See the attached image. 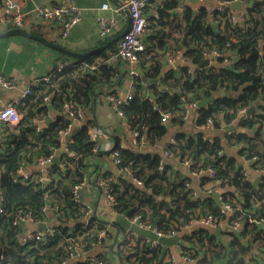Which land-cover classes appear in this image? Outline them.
<instances>
[{
    "label": "trees",
    "instance_id": "obj_1",
    "mask_svg": "<svg viewBox=\"0 0 264 264\" xmlns=\"http://www.w3.org/2000/svg\"><path fill=\"white\" fill-rule=\"evenodd\" d=\"M154 1L146 12L155 7L158 17L152 12L148 18L143 37L146 45L138 52L137 64L151 77L159 73L166 53L178 56L182 52L183 64L167 72L165 89L146 84L139 76L131 77L133 96L121 105V110L132 132L138 131L139 142L129 148L120 144L114 148L121 159L118 167L129 176L118 177L110 172L97 175L115 178L110 188L122 219L113 224L95 215L88 219L85 203L72 198L73 185L88 176L87 160L101 154L91 132L100 127L95 107L103 93L101 84L112 85L118 71L119 62H109V54L116 46L80 58L58 51L59 63L70 65L58 70V63L52 67L49 81H37L31 93L17 105L21 121L5 128V142L0 147V191L5 208L0 214V264H58L69 256L77 242L91 251L99 241L100 230H107L105 243L112 242L114 227L127 230L124 221L128 225L135 216L164 232L174 227L180 231L191 220L208 216L217 223L243 222L242 230H228L220 235L208 227H197L191 237H186L194 249L193 256L198 264H264V0H243L241 22L229 20L228 7L225 12L213 10L212 16L207 9L200 8L197 13L180 18L175 10L184 0H163L158 6ZM213 19L218 28L213 26ZM31 32L63 44L61 36L41 28H31ZM117 34L103 37L101 44ZM216 49L229 53V65L223 64L224 57L209 58ZM208 58L210 63L214 61L213 65L202 67L201 63ZM146 86L153 94L147 93ZM212 96L213 101L196 108L197 131H186L183 124L188 119V105ZM67 102L85 112L84 120L74 125L67 138L68 148L76 158L64 151L61 163L50 168L48 182L15 181L25 164H35L61 148L60 132L72 122L64 111ZM252 105L256 107L255 113L238 118L240 130L205 135L208 128L224 130V124L231 123L241 110ZM51 110L61 115L44 127L36 123ZM167 112L172 113L167 122L173 120L182 129L172 137L176 143L169 140L158 145L168 133L167 122L162 120ZM143 144L154 150H142ZM186 159L192 160L191 173L209 166L216 170V178L207 174L201 179L202 185L213 183L212 192L202 188L199 193L192 187L191 175L178 167ZM245 159L249 160L250 176ZM215 189L224 190L222 202L232 206L233 214L223 213L222 206L213 198ZM49 210L54 212L53 217ZM20 211L23 215L31 213L37 222L53 219L52 232L41 239L22 242L24 224L14 225ZM252 218L256 221L252 222ZM224 235L229 240H224ZM124 237L117 246L122 264H167L163 248L150 250L137 240L132 242L133 237L127 232ZM179 239L182 238L177 234L162 241L172 244ZM98 249L97 259L115 264L110 245L100 244ZM69 264L97 263L74 258Z\"/></svg>",
    "mask_w": 264,
    "mask_h": 264
},
{
    "label": "built area",
    "instance_id": "obj_2",
    "mask_svg": "<svg viewBox=\"0 0 264 264\" xmlns=\"http://www.w3.org/2000/svg\"><path fill=\"white\" fill-rule=\"evenodd\" d=\"M125 1V7L129 9L130 15H131V28L129 31L118 41L116 44V48L114 51L110 52L109 54V62L114 63L118 60H125L126 62L130 64H137L138 63V52L143 51L145 48V42L143 40V37L147 31V28L149 26V20L148 15L146 13V8L148 6H151L152 2L151 0H124ZM236 0H229V1H223L220 3L219 9L220 11L225 12L227 7L229 8L228 11V18L230 21H243L244 15L241 14L239 18L235 15L233 9L230 7L231 3ZM243 3V0H241ZM102 9H111L113 8L110 3L105 2L103 3ZM116 11H123V6H118L115 8ZM32 13L37 15L39 18L42 19L43 24H45L46 27L51 28L52 31L61 37H67L70 29L77 24L83 15V8L79 7L78 5L72 3V0H65L60 1L56 4L49 5V4H36L33 9L31 10ZM0 13H2V21L6 23L7 26H15L20 28H25L26 26V18L30 11H25L22 8V5L18 0H2L0 2ZM153 15L155 17H158L157 10L153 12ZM98 22L100 24V34L102 37H107L112 33L117 32L121 29L120 21L118 18H107L104 15L98 16ZM182 54L183 59V53H179V56ZM229 53H223L219 50H214L211 55H209V58H216V57H224L223 64L229 65L231 63V58L228 57ZM177 56H174L173 54L166 53V59L170 62V64L174 63ZM70 63H59L58 64V70L64 68L65 66H69ZM131 77L138 76L135 69L130 70ZM52 76V73H49L45 76H43L39 81H49ZM37 83L33 82L30 85L26 86L23 91L13 100L10 102L4 104L0 108V147L4 145L5 142V128L7 125H16L18 124L22 119L21 112L17 109L18 103H20L22 100H24L30 93L31 88ZM20 82L17 78L12 77L4 72L0 71V87L7 89V90H14L18 89L20 86ZM134 82L131 80V84L129 87V92L125 97H116L112 94L108 96L109 101L111 102L112 108L115 112L118 113L119 116L124 118V113L121 110V105L124 103H128V101L133 96V89H134ZM197 102H194L185 110V116L189 117L190 113L194 108L196 109ZM247 109V108H246ZM243 109L239 112L238 117L234 119L231 123L227 125H233L238 122V118L241 117L242 114L245 113V110ZM64 111L66 114V117L70 118L72 120L71 123L68 124L67 128L62 130L60 132V140L62 142V146H64V151H68L71 155V158H76V154L73 152H70L68 145H67V138L70 134L72 128L75 124H80L82 120L85 118V112L82 110V108H75V105L73 103L67 102L64 106ZM172 117V113L167 112L164 114L162 120L167 122L169 118ZM209 124L212 125V121H209ZM102 135V131L100 128L94 129L91 132L92 139L97 143V147H99L100 144V137ZM139 133L138 131H135L133 133V144L134 146L138 144L139 142ZM170 143H176L174 138L170 139ZM101 147V146H100ZM59 150L56 151V153ZM53 154L46 158H40L37 161V165L40 167V170L37 171H25L24 166L19 170L18 177L15 179V181L27 184L30 181L36 180L39 182H48L50 174V168H46V165L50 163L53 159V157L56 155ZM165 156H170V153L168 150L165 151ZM112 157L114 159L115 164L118 166L121 163V159L119 158V152L117 150H114L112 152ZM256 159V158H254ZM247 159H245V164H248ZM184 166L189 170H192V160L186 159L184 161ZM247 169V168H246ZM248 171V170H247ZM249 172V171H248ZM247 172V173H248ZM262 172H264L262 170ZM200 173H207L208 176L211 178H216V170L209 166L203 170H200L198 172ZM197 172H194L193 174L198 175ZM250 173H248V176ZM89 180V176H87L82 182H79L72 187V198L76 202H83L82 198V190L83 187L87 184ZM115 180L112 176H101V174L97 177H95V182L99 187H102L107 195L108 201L112 205H116V199L115 196L111 193V183ZM134 182L137 184H141V181L137 180L136 178H133ZM212 187H206V190L208 192H212L213 190L210 189ZM215 191H217L215 189ZM214 191V192H215ZM222 200V195H221ZM87 211L86 216L89 219L90 216L95 215L94 208L91 204L85 203ZM223 213H231L233 214V208L229 204L223 203ZM5 212L4 204L2 201L1 191H0V214ZM18 219L14 221V225H19L20 223L24 224L26 221L30 220L32 222H37L33 218L31 213H28L26 215H23L21 211L19 212ZM252 222L256 221L255 218L251 219ZM47 222V221H44ZM130 227L127 228L126 232L127 235L130 234L133 237L132 242H135L136 240L140 242V245H148V248L155 249V248H163L166 251L165 260L167 264H198V260L196 259L194 254V249L189 244V241L186 239V237H191L194 233L195 229L199 226L208 227L211 230L215 231L217 226L227 225L230 230H242L243 229V222H236L235 224H229V222H220L217 223L216 219H214L212 216L208 217H202L191 220L188 224L183 225L181 227V230L178 231L176 227L170 229L167 232L162 231L157 226L152 225L148 222H143L140 220L139 216H135L132 219L129 220ZM89 221H87V224ZM42 231V230H41ZM52 232V229H47L46 231L38 232L34 235H30L28 237H24L21 235V241L22 242H28L30 240L35 239H41L44 236H46L48 233ZM226 231H222L220 234L224 232L226 234ZM153 234V235H152ZM180 235L182 239H179L177 241H174L172 244H169L168 242H163L162 238H174L176 235ZM219 234V235H220ZM108 235L107 230L103 229L99 231V241L98 243L94 244V247L91 251H88L85 248V245L81 242H77L74 246L73 250L70 252L69 256L65 259H63L58 264H69L70 260L74 258H82V259H90L91 261L97 263V264H108L106 261H100L96 258V254L92 255L91 253L98 249L101 246H107L110 245L112 242L105 243L103 240ZM120 236V234H119ZM23 238V239H22ZM125 239V237L122 239V241ZM224 240H229V237L224 235ZM121 240H117V243L115 245V258L117 264H122L121 259L122 256H118L117 246L118 244L122 243ZM120 254V253H119ZM177 254V256L175 255ZM149 264V263H147Z\"/></svg>",
    "mask_w": 264,
    "mask_h": 264
},
{
    "label": "crops",
    "instance_id": "obj_3",
    "mask_svg": "<svg viewBox=\"0 0 264 264\" xmlns=\"http://www.w3.org/2000/svg\"><path fill=\"white\" fill-rule=\"evenodd\" d=\"M18 1L20 2L22 8L25 11H30L26 18L25 28L27 30L31 31V28H41L42 30L48 32V34L56 35L52 31V29L46 27L45 24H43L42 19L32 13L31 10L36 4L53 5L65 0ZM105 2L110 3L113 8L102 9L101 7ZM221 2L222 0H184L182 6L175 10V14L182 18L187 13H197L200 8H205L212 16L213 10L217 9ZM72 3L83 8L82 18L77 24H75L70 29V32L67 37L60 38V40H62L63 42L62 46L72 51L87 52L102 45L101 41L104 38L100 34V24L98 22L99 15H104L107 18H118L121 26V29L117 31L119 33L124 30V28H126V26L128 25V18L126 12L124 10L121 12L115 10V8L119 6V3L116 0H72ZM154 3L156 4V6H158L163 3V0H155ZM242 8L239 10H233L237 18L241 16ZM155 10V7H150V9H148V12H146L148 18L152 15V12H154ZM2 16V13H0V32H3L8 28L12 27L7 26L6 23L2 21ZM212 21L213 26L215 28H218V22L214 19ZM179 57V55L176 57L175 62L178 60ZM59 58L60 55L58 53V50H55L33 38H29L22 35H12L0 38V71L17 78L20 82V87L18 89L7 90L0 87V108L4 104L16 98L26 86L30 85L33 82L39 81L43 76L49 74L51 72L52 67L54 65H57L61 61L58 60ZM118 62V71L114 79V83L112 85L101 84V92L103 93L102 96L99 97L98 103L95 107V115L100 125L99 128L102 131V135L100 137V146L102 150L101 154L94 155L87 160L89 180L82 190L83 201L93 206L95 216H97L100 220L111 224H113V222L119 218L122 219V217L118 216L115 206L108 201L104 189L96 184L95 177L99 173L105 172H110L117 175L118 177L123 178L129 176L127 173H123L120 168L115 164L111 152L118 144H120L124 148L132 147L134 144L133 132L131 130L130 125L128 124L127 120H125V118L119 116L118 113L113 110L108 96L110 94L116 93L119 97H125L129 92V87L132 80L131 76L129 75V72L131 69H135L137 66H139L138 64H130L125 60H118ZM175 62L170 64L166 57L162 58L160 71L156 76H153L157 77L161 74V79L159 80V84H154L153 86H159L161 88V85H164V77L166 76L167 72L170 69H174L182 65L183 59L178 66H176ZM213 63L214 61L211 60L210 66L213 65ZM164 87L166 88L165 85ZM147 93L150 95L153 94L149 88L147 90ZM60 115L61 112L51 110V112L47 114V116H45L44 120H36V123H38L41 127H44L48 125L46 124V120L49 117H53L54 122L56 118ZM196 116L197 110L194 109L191 111L187 121H185V123L183 124V128L186 131L191 130V132H196L194 131V128H197L195 124ZM166 126L168 127V133L161 140V142H159L158 145H162L165 142L169 141L174 136L176 131L182 129L180 128V124H177L173 120L167 122ZM204 132L206 136L223 135L225 133L224 130L215 131L213 128L205 129ZM148 149L154 150V148H151L149 146L147 147V150ZM95 167L96 172L90 178L89 174L93 172ZM116 167L119 168V173L116 172ZM178 167H180L182 173H185L188 176L189 174L191 175L190 177L192 178V187L198 190L199 193L202 188L213 186L212 182L205 183L202 185L201 179L203 178V176H206L207 173H200L198 175H195L189 172V170L184 166V164ZM24 169L25 171H37L40 170V167L36 163H29L25 164ZM219 191L223 192L224 190ZM49 215L50 217H53L54 212L49 210ZM124 222L126 228H129L130 224L127 225L126 220ZM40 223L41 222H32L30 220L26 221L24 223V229L22 233L23 238L28 237L30 235H34L38 232H42L40 230ZM46 223L48 225V228L52 229L53 219L47 221ZM262 224L264 225V219L262 220ZM114 231L115 237L116 234L119 232L120 236L118 238L122 241L126 230H123L119 227H114ZM97 251H99V249H95L91 254L95 255ZM175 255L177 256V254ZM115 264H117V262H115Z\"/></svg>",
    "mask_w": 264,
    "mask_h": 264
},
{
    "label": "water",
    "instance_id": "obj_4",
    "mask_svg": "<svg viewBox=\"0 0 264 264\" xmlns=\"http://www.w3.org/2000/svg\"><path fill=\"white\" fill-rule=\"evenodd\" d=\"M116 1L119 3L120 6L124 7V11L126 12V15H127V18H128V25L119 34H117L113 38L109 39L105 44H103L101 46H98V47H96V48H94L92 50H89L87 52L72 51V50H70L68 48L63 47L60 44H57V43L51 41L46 36L35 34V33L31 32V31L27 30L26 28H20V27H15V26H12V27L8 28L7 30H5L3 32H0V38L7 37V36H12V35L26 36V37L38 40V41L44 43L45 45H47V46H49V47H51V48H53L55 50L61 51L63 53H66L67 55H69L71 57H74V58L85 57V56H88L90 54L98 53V52L103 51V50H111L114 46H116L118 41L129 31V29L131 28V21H132L129 9L127 7H125V1L124 0H116ZM230 7L233 10H237V9L239 10V9L242 8V1L241 0L234 1V2L231 3ZM181 62H182V54L180 55L178 60L175 62L176 66H178ZM209 64H210V59L208 58V59H205L201 63V66L203 67V66H206V65H209ZM135 71L138 74V76L142 79V81L145 82L146 84H149V85L159 84V80L161 79V74L159 76H157V77H151L148 74V72L145 69H143L141 66H137L135 68ZM161 88L165 89L164 85H161ZM228 95H231V94L228 93ZM213 100H214V97L212 96V97H208V98H205L203 100H200V101H197V100H195V101H197V106L198 107H204V106H206L208 103H210ZM255 110H256V107L254 105H252V106L248 107L245 110V113L242 114L241 117L250 116L251 114H253L255 112ZM52 122H53V117H49L46 120V124H50ZM224 126H225V128H224L225 133L226 132H232V131L240 130L238 122L233 124V125H226L225 124ZM194 131H197V129L194 128ZM141 149L142 150H147V145L141 146ZM63 153H64V146H61L59 151L53 157L52 161L46 165V168H51L53 165L60 164L61 163V156H62ZM246 168L249 171V173L252 175V171L249 169L248 164H246ZM95 172H96V167L93 170V172L91 174H89L90 178L92 177V175ZM116 172L119 173V168L118 167H116ZM221 194H222V192L217 190V191L213 192V198L216 200V202L220 206H223V202L221 200ZM47 229H48L47 223L46 222H41L40 223V230L46 231ZM225 230H230L227 225L217 226L215 231H214V233L219 235L222 231H225ZM118 237H119V232L116 234L114 242L110 245V248H111V250L113 252H115V245L117 243ZM118 256L121 257V255L119 253H118Z\"/></svg>",
    "mask_w": 264,
    "mask_h": 264
}]
</instances>
